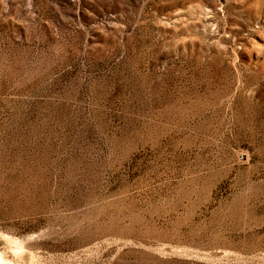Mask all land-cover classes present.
<instances>
[{
	"label": "rangeland",
	"instance_id": "rangeland-1",
	"mask_svg": "<svg viewBox=\"0 0 264 264\" xmlns=\"http://www.w3.org/2000/svg\"><path fill=\"white\" fill-rule=\"evenodd\" d=\"M0 264H264V0H0Z\"/></svg>",
	"mask_w": 264,
	"mask_h": 264
}]
</instances>
